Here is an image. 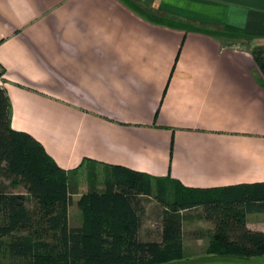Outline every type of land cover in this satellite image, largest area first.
Wrapping results in <instances>:
<instances>
[{
  "label": "crops",
  "instance_id": "1",
  "mask_svg": "<svg viewBox=\"0 0 264 264\" xmlns=\"http://www.w3.org/2000/svg\"><path fill=\"white\" fill-rule=\"evenodd\" d=\"M257 47L264 0H0L12 128L66 170L91 159L156 187L264 182ZM247 226L264 232V212ZM194 234L201 252L186 254L183 236L184 257L165 264H264L208 253L211 236Z\"/></svg>",
  "mask_w": 264,
  "mask_h": 264
},
{
  "label": "trees",
  "instance_id": "2",
  "mask_svg": "<svg viewBox=\"0 0 264 264\" xmlns=\"http://www.w3.org/2000/svg\"><path fill=\"white\" fill-rule=\"evenodd\" d=\"M252 54L264 75V47ZM85 162L92 179L78 199L82 225L71 227L69 208L79 191L70 175L78 169L62 168L39 140L12 128L11 102L0 85V264H165L184 257L185 212L201 207L199 219L215 225L208 253L264 256V232L247 226L248 214L264 212V182L219 189L162 183L155 192L151 176L109 166L100 190L98 163ZM153 196L161 237L146 240L143 197Z\"/></svg>",
  "mask_w": 264,
  "mask_h": 264
},
{
  "label": "rangeland",
  "instance_id": "3",
  "mask_svg": "<svg viewBox=\"0 0 264 264\" xmlns=\"http://www.w3.org/2000/svg\"><path fill=\"white\" fill-rule=\"evenodd\" d=\"M98 180L99 182V189L103 190V180H104V170H100L98 173ZM92 173L89 172V168L85 167L83 169L78 170L75 174L70 175V180H72L74 183L78 184V191L79 194H75L73 196V204L70 208V222L72 226H77L76 224L79 223V221L82 222V213L78 206V199L81 195V193H84L89 190L90 180ZM5 183H8L5 181ZM157 185L154 184V189L156 192ZM22 189V188H21ZM144 205L146 207V212L143 218V225L141 228V237L146 240H158L161 237V230H162V219L159 215V212L157 211V205L158 201L157 199L153 197H143ZM188 215V220L185 222L184 225V240L186 243V254L189 253H195V252H201L202 249H199L197 246L194 249V238H196L194 234L199 233V231L205 232V239L208 240L210 238V232L215 229V225L205 219H199V214L203 213V208H194L189 211L185 212ZM5 264H8L6 261Z\"/></svg>",
  "mask_w": 264,
  "mask_h": 264
},
{
  "label": "built area",
  "instance_id": "4",
  "mask_svg": "<svg viewBox=\"0 0 264 264\" xmlns=\"http://www.w3.org/2000/svg\"><path fill=\"white\" fill-rule=\"evenodd\" d=\"M4 71L3 68L0 66V85H4Z\"/></svg>",
  "mask_w": 264,
  "mask_h": 264
}]
</instances>
